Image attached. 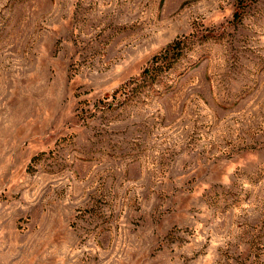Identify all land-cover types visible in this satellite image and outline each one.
I'll list each match as a JSON object with an SVG mask.
<instances>
[{"label":"rangeland","instance_id":"rangeland-1","mask_svg":"<svg viewBox=\"0 0 264 264\" xmlns=\"http://www.w3.org/2000/svg\"><path fill=\"white\" fill-rule=\"evenodd\" d=\"M0 264H264V0H0Z\"/></svg>","mask_w":264,"mask_h":264},{"label":"trees","instance_id":"trees-1","mask_svg":"<svg viewBox=\"0 0 264 264\" xmlns=\"http://www.w3.org/2000/svg\"><path fill=\"white\" fill-rule=\"evenodd\" d=\"M184 47L185 42H174L162 53L155 56L151 61V65L144 71L143 78L154 81L160 74L171 70L179 60Z\"/></svg>","mask_w":264,"mask_h":264}]
</instances>
